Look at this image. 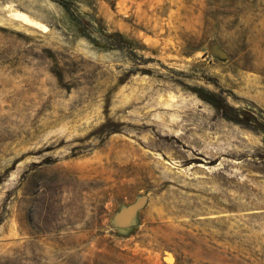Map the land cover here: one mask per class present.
<instances>
[{
  "label": "rangeland",
  "instance_id": "rangeland-1",
  "mask_svg": "<svg viewBox=\"0 0 264 264\" xmlns=\"http://www.w3.org/2000/svg\"><path fill=\"white\" fill-rule=\"evenodd\" d=\"M67 1L0 0V264H264V0Z\"/></svg>",
  "mask_w": 264,
  "mask_h": 264
},
{
  "label": "water",
  "instance_id": "water-1",
  "mask_svg": "<svg viewBox=\"0 0 264 264\" xmlns=\"http://www.w3.org/2000/svg\"><path fill=\"white\" fill-rule=\"evenodd\" d=\"M207 49L213 55L219 58H226V52L220 48L216 43H209ZM147 201L146 195H138L135 199L126 205H121L111 218L115 230L121 234H127L136 222V214Z\"/></svg>",
  "mask_w": 264,
  "mask_h": 264
},
{
  "label": "bare ground",
  "instance_id": "bare-ground-1",
  "mask_svg": "<svg viewBox=\"0 0 264 264\" xmlns=\"http://www.w3.org/2000/svg\"><path fill=\"white\" fill-rule=\"evenodd\" d=\"M14 16V15H13ZM16 17H18V18H20V20H22L23 21V23L24 22H26V23H29V24H33L34 22L27 16V15H25V14H23V13H17L16 14ZM17 19V18H16Z\"/></svg>",
  "mask_w": 264,
  "mask_h": 264
},
{
  "label": "trees",
  "instance_id": "trees-1",
  "mask_svg": "<svg viewBox=\"0 0 264 264\" xmlns=\"http://www.w3.org/2000/svg\"><path fill=\"white\" fill-rule=\"evenodd\" d=\"M55 2L59 3L66 11H68V1L67 0H54Z\"/></svg>",
  "mask_w": 264,
  "mask_h": 264
}]
</instances>
